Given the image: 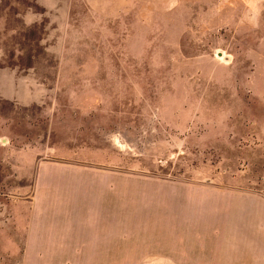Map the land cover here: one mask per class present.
<instances>
[{
    "label": "rangeland",
    "instance_id": "1",
    "mask_svg": "<svg viewBox=\"0 0 264 264\" xmlns=\"http://www.w3.org/2000/svg\"><path fill=\"white\" fill-rule=\"evenodd\" d=\"M0 264H264V0H0Z\"/></svg>",
    "mask_w": 264,
    "mask_h": 264
},
{
    "label": "crops",
    "instance_id": "2",
    "mask_svg": "<svg viewBox=\"0 0 264 264\" xmlns=\"http://www.w3.org/2000/svg\"><path fill=\"white\" fill-rule=\"evenodd\" d=\"M76 243H80V242H76ZM79 255H83V256H80L81 260H91V259H93V257H91V256H85L86 254H84V253L79 254ZM40 257H41V259H44L46 256H43V254H42ZM94 257H96V256H94ZM101 258H102V260H111L112 259L111 257H107V256H104V257H101ZM57 260H64V258H57Z\"/></svg>",
    "mask_w": 264,
    "mask_h": 264
}]
</instances>
